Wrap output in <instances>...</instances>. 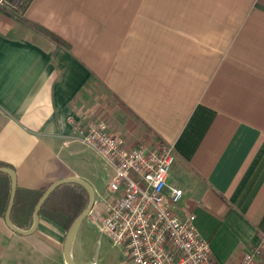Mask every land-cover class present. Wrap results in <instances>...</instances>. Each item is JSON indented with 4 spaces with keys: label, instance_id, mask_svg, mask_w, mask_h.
Here are the masks:
<instances>
[{
    "label": "crops",
    "instance_id": "1",
    "mask_svg": "<svg viewBox=\"0 0 264 264\" xmlns=\"http://www.w3.org/2000/svg\"><path fill=\"white\" fill-rule=\"evenodd\" d=\"M95 121L129 148L172 146L179 216H196L218 264L253 249L264 264V0H33L24 14L0 11V162L22 189L89 183L96 204L72 259L130 264L108 237L112 255L102 244L98 263L93 248L81 253L85 222L97 226L115 198V170L77 131ZM66 236L41 216L32 235L0 217V264H67Z\"/></svg>",
    "mask_w": 264,
    "mask_h": 264
},
{
    "label": "built area",
    "instance_id": "2",
    "mask_svg": "<svg viewBox=\"0 0 264 264\" xmlns=\"http://www.w3.org/2000/svg\"><path fill=\"white\" fill-rule=\"evenodd\" d=\"M32 1L0 0V11L12 8L24 14ZM77 131L81 141L115 170L109 184L115 198L96 223L101 236L128 252L130 264H218L195 227L196 216L178 214L184 191L168 186L177 159L172 146L129 148L104 121ZM260 254L259 249L243 252L236 264H256Z\"/></svg>",
    "mask_w": 264,
    "mask_h": 264
},
{
    "label": "trees",
    "instance_id": "3",
    "mask_svg": "<svg viewBox=\"0 0 264 264\" xmlns=\"http://www.w3.org/2000/svg\"><path fill=\"white\" fill-rule=\"evenodd\" d=\"M0 168H10V166L0 162ZM48 189L49 187L40 190L17 188L11 217L12 223L16 228L21 231L32 229L35 222V209ZM11 196L12 179L9 175L0 173L1 218L6 217ZM89 204L90 195L85 188L77 184L63 185L45 202L40 211V216L57 224L67 235L71 226L86 211Z\"/></svg>",
    "mask_w": 264,
    "mask_h": 264
},
{
    "label": "water",
    "instance_id": "4",
    "mask_svg": "<svg viewBox=\"0 0 264 264\" xmlns=\"http://www.w3.org/2000/svg\"><path fill=\"white\" fill-rule=\"evenodd\" d=\"M0 173L7 174L12 179V196H11L10 205H9L6 217H5L6 224L10 230H12L15 233L21 234V235H32L37 231L38 225H39V220H40V211H41L42 207L44 206L45 202L50 198V196L59 187H61L63 185H68V184H77V185L82 186L83 188H85L88 191V193L90 195V204H89L88 208L86 209V211L71 226V228H70V230L66 236V241H65V247H64L65 260H66L67 264H75L74 260L72 259L71 253H70V246H71L79 228L81 227L83 222L90 216V214L92 213L94 206L96 204V195H95V191L92 188V186L89 183H87L86 181L78 179V178H70V179L62 180V181H59V182L53 184L52 186L49 187V189L42 196L39 204L37 205V207L35 209V216H34L35 217V223H34L32 229L29 231L23 232V231L19 230L18 228H16L13 225L12 220H11L12 211H13V207H14L15 199H16V195H17V188H18L17 175H16L15 171L10 169V168H0Z\"/></svg>",
    "mask_w": 264,
    "mask_h": 264
},
{
    "label": "rangeland",
    "instance_id": "5",
    "mask_svg": "<svg viewBox=\"0 0 264 264\" xmlns=\"http://www.w3.org/2000/svg\"><path fill=\"white\" fill-rule=\"evenodd\" d=\"M99 205L97 206V208ZM96 208V211H97ZM105 212L100 211V214L103 215ZM92 220L89 218L86 222L84 227L82 228L81 231V237H80V244L82 245L81 253L83 256H86L89 253V249L93 248V260H95L98 263V260L100 258V244H102L104 247V251L108 250L110 251V254L112 255L115 252V248L113 245L106 241L107 237H102L103 242H100V235H99V230L96 225L91 223ZM90 240V241H89ZM101 240V241H102ZM100 245V246H99ZM76 247V244H74ZM73 247V246H72ZM79 261V260H78Z\"/></svg>",
    "mask_w": 264,
    "mask_h": 264
}]
</instances>
